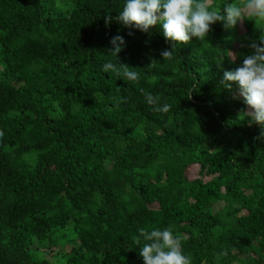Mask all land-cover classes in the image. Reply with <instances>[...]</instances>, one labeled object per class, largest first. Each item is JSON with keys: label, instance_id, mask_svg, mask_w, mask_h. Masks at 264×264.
<instances>
[{"label": "trees", "instance_id": "16d2710c", "mask_svg": "<svg viewBox=\"0 0 264 264\" xmlns=\"http://www.w3.org/2000/svg\"><path fill=\"white\" fill-rule=\"evenodd\" d=\"M124 3L0 0V264H143L138 228L169 225L192 264H264V128L221 83L264 22H217L163 60L162 26L128 36ZM117 34L139 83L103 71Z\"/></svg>", "mask_w": 264, "mask_h": 264}, {"label": "clouds", "instance_id": "9594fccd", "mask_svg": "<svg viewBox=\"0 0 264 264\" xmlns=\"http://www.w3.org/2000/svg\"><path fill=\"white\" fill-rule=\"evenodd\" d=\"M212 2L213 0H125L115 20L130 30L128 36L134 35L132 30L149 33L150 29L161 25L164 38L170 43V47L160 53L163 60L175 59L177 46L188 44L192 38L205 40L211 26L217 22H221L225 29L242 26L249 18L264 22V0H240V3L223 5L222 10L210 7ZM113 19L110 14L107 15L105 25H110ZM109 43L111 47L107 49V55L115 57L116 62H105L103 71L139 83V71L120 61V53L127 46L125 38L117 34L111 37ZM248 47L252 49L251 54L243 58L241 66L234 70H224L221 83L230 91L234 84L237 86L233 98L242 99L246 106V109H241L239 118H247L250 123L264 128V32L258 42L250 41ZM232 57L234 59L233 54ZM139 91L154 112H170L172 106L162 104L158 94L146 93L143 88ZM114 99L117 107L128 102L124 97ZM3 135V131H0V138ZM137 232L134 243L142 245L139 256L142 257L143 264H192L191 256L184 251L183 237L174 233L171 225L151 230L141 227Z\"/></svg>", "mask_w": 264, "mask_h": 264}, {"label": "rangeland", "instance_id": "374dc122", "mask_svg": "<svg viewBox=\"0 0 264 264\" xmlns=\"http://www.w3.org/2000/svg\"><path fill=\"white\" fill-rule=\"evenodd\" d=\"M197 171L198 170H197V166L196 165L190 166V168L188 170V174H187L189 179L193 178L196 175Z\"/></svg>", "mask_w": 264, "mask_h": 264}]
</instances>
